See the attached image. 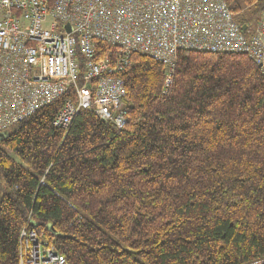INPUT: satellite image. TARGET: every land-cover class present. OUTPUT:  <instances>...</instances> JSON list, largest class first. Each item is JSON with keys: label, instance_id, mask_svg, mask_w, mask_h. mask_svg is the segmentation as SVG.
I'll list each match as a JSON object with an SVG mask.
<instances>
[{"label": "trees", "instance_id": "trees-1", "mask_svg": "<svg viewBox=\"0 0 264 264\" xmlns=\"http://www.w3.org/2000/svg\"><path fill=\"white\" fill-rule=\"evenodd\" d=\"M228 2L242 25L258 21L263 0ZM122 76V128L93 110L56 127L69 93L3 133L0 264H19L24 228L70 264L263 257L264 79L255 60L184 49L168 84L162 62L135 53Z\"/></svg>", "mask_w": 264, "mask_h": 264}, {"label": "built area", "instance_id": "built-area-1", "mask_svg": "<svg viewBox=\"0 0 264 264\" xmlns=\"http://www.w3.org/2000/svg\"><path fill=\"white\" fill-rule=\"evenodd\" d=\"M246 25L228 0H0V133L69 93L56 127L82 110L124 127L122 73L135 53L162 62L168 84L184 49L246 53L264 79V0ZM21 235L19 264H70L36 230Z\"/></svg>", "mask_w": 264, "mask_h": 264}, {"label": "water", "instance_id": "water-1", "mask_svg": "<svg viewBox=\"0 0 264 264\" xmlns=\"http://www.w3.org/2000/svg\"><path fill=\"white\" fill-rule=\"evenodd\" d=\"M246 28H247V25L244 24V25L242 26V29H243V30H246ZM68 30H71L70 26H68ZM2 136H3V133H0V139L2 138Z\"/></svg>", "mask_w": 264, "mask_h": 264}, {"label": "rangeland", "instance_id": "rangeland-1", "mask_svg": "<svg viewBox=\"0 0 264 264\" xmlns=\"http://www.w3.org/2000/svg\"><path fill=\"white\" fill-rule=\"evenodd\" d=\"M243 3V1H241Z\"/></svg>", "mask_w": 264, "mask_h": 264}]
</instances>
